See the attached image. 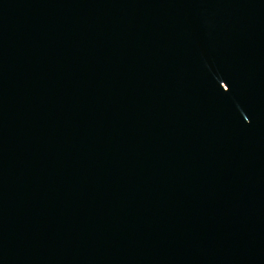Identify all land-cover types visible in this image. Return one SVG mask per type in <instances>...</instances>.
Here are the masks:
<instances>
[{
  "label": "water",
  "instance_id": "95a60500",
  "mask_svg": "<svg viewBox=\"0 0 264 264\" xmlns=\"http://www.w3.org/2000/svg\"><path fill=\"white\" fill-rule=\"evenodd\" d=\"M0 264H264V0H0Z\"/></svg>",
  "mask_w": 264,
  "mask_h": 264
}]
</instances>
